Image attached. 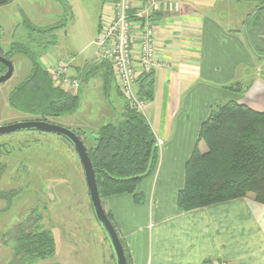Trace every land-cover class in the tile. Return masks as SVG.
Instances as JSON below:
<instances>
[{"label":"crops","instance_id":"0c3cea01","mask_svg":"<svg viewBox=\"0 0 264 264\" xmlns=\"http://www.w3.org/2000/svg\"><path fill=\"white\" fill-rule=\"evenodd\" d=\"M178 1L177 14L156 21L155 96L146 116L163 141L158 164L137 188L143 203L123 194L104 199L103 207L132 264H264V205L252 196L189 212L177 205L211 111L237 102L264 112V62L250 48L246 27L264 0ZM98 61L99 54L82 67Z\"/></svg>","mask_w":264,"mask_h":264},{"label":"rangeland","instance_id":"374dc122","mask_svg":"<svg viewBox=\"0 0 264 264\" xmlns=\"http://www.w3.org/2000/svg\"><path fill=\"white\" fill-rule=\"evenodd\" d=\"M103 3L12 0L0 5V51L14 66L12 78L0 84V127L47 121L72 131L80 129L81 140L91 149L92 134L103 125L122 121L128 102L112 62L95 44L102 10L104 17L117 0H106V6ZM258 23L264 25V14ZM256 31L253 40L264 44V31ZM139 53L134 50L135 61ZM98 54L99 67L82 81L88 65L82 66ZM33 59L49 71L60 89L78 96L74 113L43 120L10 107L9 95L30 76ZM60 63L65 66L63 81L54 78ZM2 69L0 65V72ZM70 81H79L77 90H72ZM141 115L147 119L146 114ZM201 145L200 151L207 152L205 143ZM22 229L50 231L56 241L54 257L35 264H116L111 244L94 214L81 161L62 136L38 131L0 136V264H28L15 250Z\"/></svg>","mask_w":264,"mask_h":264},{"label":"trees","instance_id":"16d2710c","mask_svg":"<svg viewBox=\"0 0 264 264\" xmlns=\"http://www.w3.org/2000/svg\"><path fill=\"white\" fill-rule=\"evenodd\" d=\"M263 13L264 9L258 8L246 22L248 44L260 62H264V44L254 41L253 34L257 29L264 31V25L258 23ZM138 83L139 95L151 102L155 96L153 70L140 75ZM236 87L240 89L241 85ZM8 100L14 111L43 120L74 113L79 106L78 96L60 89L49 71L35 59L30 76L11 92ZM74 132L82 139L80 129ZM92 135L91 149L82 141L96 172L101 200L129 194L136 204H141L143 195L137 188L152 174L159 159L157 139L148 120L127 103L122 121L103 125ZM198 141L205 143L207 152L202 153L197 145L186 164L184 187L177 196L181 211L249 196L264 205V112L237 102L219 105L202 124ZM107 216L118 232L113 216L109 213ZM17 243V256L28 264L45 261L56 253V241L44 229L28 232L22 229ZM121 243L127 263L132 264L122 239Z\"/></svg>","mask_w":264,"mask_h":264},{"label":"built area","instance_id":"2783aa9c","mask_svg":"<svg viewBox=\"0 0 264 264\" xmlns=\"http://www.w3.org/2000/svg\"><path fill=\"white\" fill-rule=\"evenodd\" d=\"M179 10L180 4L173 0H117L112 11L100 21L95 44L103 57L112 62L127 102L143 115L147 111V102L135 91V84L140 75L152 71L157 63L155 18L161 12L175 15ZM136 43H139L140 50L138 61L133 59ZM58 65L55 67L57 77L54 78L63 81L61 71L65 66L62 63ZM69 86L77 90L79 81H70ZM157 142L161 149L163 141L157 139Z\"/></svg>","mask_w":264,"mask_h":264},{"label":"water","instance_id":"95a60500","mask_svg":"<svg viewBox=\"0 0 264 264\" xmlns=\"http://www.w3.org/2000/svg\"><path fill=\"white\" fill-rule=\"evenodd\" d=\"M10 1L12 0H0V3ZM0 63L7 68L6 74L0 76V84H3L12 78L14 74V66L11 61L4 58L1 54ZM96 65L97 63H94L85 70L82 76V81L84 80L86 74L90 71V69ZM21 131H38L41 133L56 134L65 138L74 147L84 169L85 179L87 182L94 214L111 244L116 258V264H128L119 233L117 232L111 220L108 218L107 213L103 207L98 189L96 172L94 170L91 158L89 157L88 150L81 138L74 131L54 125L47 121H30L1 126L0 136Z\"/></svg>","mask_w":264,"mask_h":264},{"label":"flooded vegetation","instance_id":"af4514ba","mask_svg":"<svg viewBox=\"0 0 264 264\" xmlns=\"http://www.w3.org/2000/svg\"><path fill=\"white\" fill-rule=\"evenodd\" d=\"M0 54L4 57V58H6L7 60H9V61H11L4 53H2L1 51H0ZM12 62V61H11ZM0 65L3 67V69H2V71L0 72V76L1 75H4V74H6V72H7V68L3 65V64H1L0 63Z\"/></svg>","mask_w":264,"mask_h":264}]
</instances>
